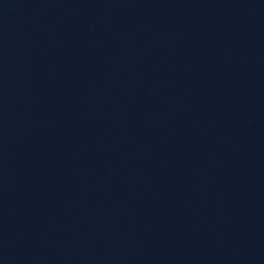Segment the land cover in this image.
<instances>
[{"label": "water", "instance_id": "obj_1", "mask_svg": "<svg viewBox=\"0 0 264 264\" xmlns=\"http://www.w3.org/2000/svg\"><path fill=\"white\" fill-rule=\"evenodd\" d=\"M0 264H264V0H0Z\"/></svg>", "mask_w": 264, "mask_h": 264}]
</instances>
